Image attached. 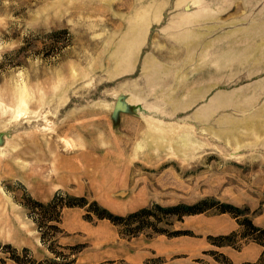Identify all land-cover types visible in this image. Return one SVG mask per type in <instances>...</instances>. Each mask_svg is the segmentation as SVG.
I'll return each mask as SVG.
<instances>
[{
	"label": "rangeland",
	"instance_id": "1",
	"mask_svg": "<svg viewBox=\"0 0 264 264\" xmlns=\"http://www.w3.org/2000/svg\"><path fill=\"white\" fill-rule=\"evenodd\" d=\"M0 135V264L256 260L264 0H0Z\"/></svg>",
	"mask_w": 264,
	"mask_h": 264
},
{
	"label": "trees",
	"instance_id": "2",
	"mask_svg": "<svg viewBox=\"0 0 264 264\" xmlns=\"http://www.w3.org/2000/svg\"><path fill=\"white\" fill-rule=\"evenodd\" d=\"M61 192H58L53 200L46 204H41V206L43 207H54L57 209V207L59 206V202L58 200L60 199V194ZM68 201H62L61 205H67V206H75V205H85L86 204V198L85 197H77V196H73L68 194ZM96 204H98L97 202H95ZM154 207H156L159 210H163V211H169L172 212L173 214H176L178 216H183L186 214H194L196 212H201L202 209H197L198 206L197 205H190V204H185V203H180V204H176V205H171V206H162V205H155ZM223 211H234V210H241L238 207H234L233 205L230 204H224L223 205ZM154 212V208L153 207H145L135 213H131L127 216V218H132L135 216H139L144 214L146 217H150V216H156ZM97 215L99 217L102 218H108L110 220H112L115 223H120V222H124V220H126V217L124 216H120V215H116L114 213H112L111 211L107 210V209H102L101 212L97 213ZM240 226L242 227L241 230V236L244 238H248L249 240L259 244L262 246V252L259 255V257L254 260V261H245L239 264H264V227L258 226L256 225L253 220L246 218L245 220H241L239 221ZM236 235V232H233L231 234L228 235H223L221 237H219L218 239L221 240V242H217L218 245H223V244H234V241H232V237ZM43 239L44 236H43ZM8 246H10L8 244ZM225 264H235L233 263L231 260L226 259L225 261H223Z\"/></svg>",
	"mask_w": 264,
	"mask_h": 264
},
{
	"label": "water",
	"instance_id": "3",
	"mask_svg": "<svg viewBox=\"0 0 264 264\" xmlns=\"http://www.w3.org/2000/svg\"><path fill=\"white\" fill-rule=\"evenodd\" d=\"M128 109H129V105L125 101H123L122 96H119L115 104L114 115H116L121 110L126 111ZM2 141H3V138L0 135V144L2 143Z\"/></svg>",
	"mask_w": 264,
	"mask_h": 264
}]
</instances>
